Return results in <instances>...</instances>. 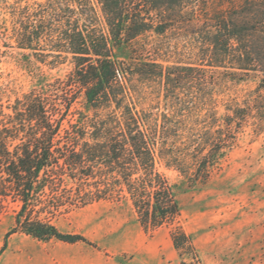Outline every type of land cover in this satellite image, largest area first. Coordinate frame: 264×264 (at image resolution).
Wrapping results in <instances>:
<instances>
[{
  "label": "trees",
  "instance_id": "1",
  "mask_svg": "<svg viewBox=\"0 0 264 264\" xmlns=\"http://www.w3.org/2000/svg\"><path fill=\"white\" fill-rule=\"evenodd\" d=\"M10 16L24 58L71 65L0 99V197L18 201L16 226L35 240L84 242L43 216L111 197L128 199L145 230L163 225L180 206L157 162L204 186L244 127L264 125V0H16ZM186 32L183 51L163 45ZM207 69L253 87L219 115L221 82ZM149 90L162 94L161 113L160 103L142 106ZM171 240L180 258L196 259L189 236L175 230Z\"/></svg>",
  "mask_w": 264,
  "mask_h": 264
},
{
  "label": "rangeland",
  "instance_id": "2",
  "mask_svg": "<svg viewBox=\"0 0 264 264\" xmlns=\"http://www.w3.org/2000/svg\"><path fill=\"white\" fill-rule=\"evenodd\" d=\"M15 1L0 0L2 103L63 78L71 70L68 62L51 67L32 57L24 58L23 53L13 47L10 8ZM182 36L177 42L170 36L162 40L163 45L170 43L172 51L176 46L178 51H183L192 37L187 32ZM150 39L145 42L149 44ZM205 71L221 82L216 90L219 115L223 113V104L227 100H242L253 87V83L222 78L220 70ZM148 92L142 106L148 109L160 103L157 112L161 113L162 94ZM77 108L79 105L75 104L66 113L64 130L74 122ZM156 168L169 183L176 185L180 206L179 214L159 227L145 230L137 221L130 201L116 197L69 211L64 204L57 214L43 217L50 218V223L56 224L59 229L69 231L65 234L82 236L85 241L76 243L100 251L104 258L110 256L116 264H181L182 259L185 264H264V125L261 130L256 122L244 127L231 151L204 186L190 185L176 171L165 168L159 162ZM19 209L17 200L0 197V248L9 234L22 233L15 223ZM175 230L190 237L196 253L194 261L187 256L179 257L171 240ZM14 236L17 238V235Z\"/></svg>",
  "mask_w": 264,
  "mask_h": 264
},
{
  "label": "crops",
  "instance_id": "3",
  "mask_svg": "<svg viewBox=\"0 0 264 264\" xmlns=\"http://www.w3.org/2000/svg\"><path fill=\"white\" fill-rule=\"evenodd\" d=\"M54 226L61 233H69ZM0 249V264H116L110 256L104 258L100 251L84 248L80 243H45L24 233L9 234Z\"/></svg>",
  "mask_w": 264,
  "mask_h": 264
}]
</instances>
